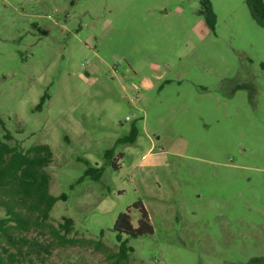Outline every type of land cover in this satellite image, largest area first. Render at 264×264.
Returning <instances> with one entry per match:
<instances>
[{
    "label": "rangeland",
    "instance_id": "obj_1",
    "mask_svg": "<svg viewBox=\"0 0 264 264\" xmlns=\"http://www.w3.org/2000/svg\"><path fill=\"white\" fill-rule=\"evenodd\" d=\"M0 117L11 144L51 148L49 222L80 241L45 264H113L138 202L153 232L122 235L126 264H264V26L245 0H0Z\"/></svg>",
    "mask_w": 264,
    "mask_h": 264
},
{
    "label": "trees",
    "instance_id": "obj_2",
    "mask_svg": "<svg viewBox=\"0 0 264 264\" xmlns=\"http://www.w3.org/2000/svg\"><path fill=\"white\" fill-rule=\"evenodd\" d=\"M252 19L264 26V2L262 0H245ZM47 95L42 96L40 107ZM137 128L132 126L129 135L121 138L117 143L135 142ZM13 137L5 129L0 117V209L4 216L0 218V264H45L52 254L55 245H74L78 240L67 239L73 230V221L63 218L58 229L50 222V212L58 201L49 192L50 175L46 168L52 162V150L46 144L22 148L18 144H11ZM112 149L104 152V158L110 159ZM121 157V155L119 156ZM86 166L80 180L91 178L97 181L103 167L96 168L87 160H82ZM112 166L115 168L114 164ZM140 214L137 225L133 226L129 212L120 213L114 223L118 247L116 252H110L101 240H87L95 249L108 253L113 264H126L133 249L122 240V235L139 238L150 235L153 227L143 205H134ZM33 234V236H31ZM46 235L53 236V240L44 241ZM102 235V234H101Z\"/></svg>",
    "mask_w": 264,
    "mask_h": 264
}]
</instances>
